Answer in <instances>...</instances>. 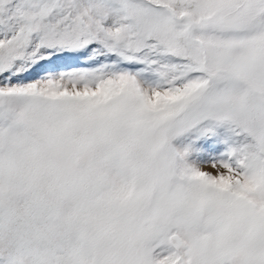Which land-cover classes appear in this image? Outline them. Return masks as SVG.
Here are the masks:
<instances>
[{
    "label": "snow or ice",
    "instance_id": "6c2138e0",
    "mask_svg": "<svg viewBox=\"0 0 264 264\" xmlns=\"http://www.w3.org/2000/svg\"><path fill=\"white\" fill-rule=\"evenodd\" d=\"M0 264H264V0H0Z\"/></svg>",
    "mask_w": 264,
    "mask_h": 264
}]
</instances>
